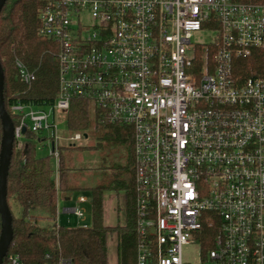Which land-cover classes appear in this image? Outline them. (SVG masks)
Segmentation results:
<instances>
[{
    "label": "built area",
    "instance_id": "built-area-1",
    "mask_svg": "<svg viewBox=\"0 0 264 264\" xmlns=\"http://www.w3.org/2000/svg\"><path fill=\"white\" fill-rule=\"evenodd\" d=\"M48 1L40 34L59 46L58 96L12 106L14 149L35 135L58 176L60 121L74 100L91 102L102 122L134 130L133 264H264V79L232 74L264 44V0ZM203 34L209 43H193ZM16 66L31 87L35 73ZM88 203L70 213L84 220ZM4 264L21 263L8 253Z\"/></svg>",
    "mask_w": 264,
    "mask_h": 264
},
{
    "label": "trees",
    "instance_id": "trees-1",
    "mask_svg": "<svg viewBox=\"0 0 264 264\" xmlns=\"http://www.w3.org/2000/svg\"><path fill=\"white\" fill-rule=\"evenodd\" d=\"M48 2L9 0L0 15L4 101L15 126L18 118L12 114V106L21 103L36 108L49 107L55 104L58 96L59 46L40 34V13ZM17 61L35 73L36 81L31 87L20 81ZM202 62L203 59L199 58L198 64L202 66ZM232 74L238 85L256 78L264 79V44L253 50L249 57L234 59ZM65 120L69 135L80 134V141L90 139V143L80 146L76 142L60 147L58 176L54 160L49 156H38L35 135L27 134L24 151L14 149L8 177L14 240L8 253L18 256L21 264H56L62 259L73 264H108L109 238L117 234L120 260L123 264H133L137 246L134 130L130 126L102 122L94 104L82 100L72 102ZM2 138L0 120V152ZM120 150L124 153L123 161L113 160ZM83 151L103 157L97 171L90 169L89 164H79ZM109 157L110 162L107 161ZM90 179H93L94 186L88 185ZM78 191H87L91 196L92 224L83 228L59 224L60 198L72 201ZM106 193L124 194L126 226H106ZM14 205L19 209V216L13 213ZM44 221L46 225H42Z\"/></svg>",
    "mask_w": 264,
    "mask_h": 264
},
{
    "label": "rangeland",
    "instance_id": "rangeland-1",
    "mask_svg": "<svg viewBox=\"0 0 264 264\" xmlns=\"http://www.w3.org/2000/svg\"><path fill=\"white\" fill-rule=\"evenodd\" d=\"M212 39V36L210 35H207V34H203L202 36L200 37H195L193 39V43L195 42H205V43H209ZM66 122L65 121H60V124H59V134L61 136V140H60V147H63V146H66L68 145V139L70 137H72V135H69L67 133V130H66ZM38 143V142H37ZM90 143V139L89 140H83V141H80L78 142V144L80 146H84L86 144ZM38 156L39 157H43V156H49V149L48 148H44L42 145H40L38 143ZM123 151L120 150L117 155H114L113 156V160L115 161H118V162H122L123 161ZM81 159H79V164L80 165H83V164H89V167L90 169H93V170H98L99 168V164L102 163V160H103V157L99 156V155H94V156H91L89 154L88 151H83L81 154ZM106 159V158H105ZM111 158L109 157L107 159L108 162H110ZM79 165V166H80ZM89 186H94V181L93 179L91 180L90 179V182L88 183ZM80 196H84V197H87L90 201H91V196L89 194V192L87 191H78L76 193V197L72 200V201H68V208L69 209H72L75 204H76V201H77V198H79ZM123 198V194L121 195V198H120V208L122 207L121 204H122V201L121 199ZM62 201V199H60ZM90 201L87 205H85V208H86V218L84 220H78L73 214H66V213H63L61 212V221L58 223L60 224H63V225H66L67 227H72V228H83V227H89L91 224H92V212H91V204H90ZM108 203V207L109 209H112V207L114 206L115 203L118 204V202L116 200L113 199V197L110 199V195H107L106 198H105V203ZM123 204H124V201H123ZM122 204V205H123ZM105 206V205H104ZM105 208V207H104ZM126 207H124L125 209ZM124 209L122 208L121 210V213L119 214L120 215V220L122 221L124 219ZM13 213L16 215V216H19V209L17 206L14 205L13 207ZM117 216H115V219L113 218L112 216V210L110 211V215L109 217L106 218V221L108 222L107 224L108 225H111L114 223L113 220H117ZM42 225H46V222L44 221L42 223ZM117 234L111 236L109 238V244H108V248H109V261H108V264H119V258H118V254H117V248H118V242H117ZM185 256L187 258H189L191 261L194 260L193 258H196L197 257V250L195 248H191V249H188L187 251H185Z\"/></svg>",
    "mask_w": 264,
    "mask_h": 264
},
{
    "label": "water",
    "instance_id": "water-1",
    "mask_svg": "<svg viewBox=\"0 0 264 264\" xmlns=\"http://www.w3.org/2000/svg\"><path fill=\"white\" fill-rule=\"evenodd\" d=\"M8 1L0 0V15ZM4 89L5 74L0 61V120L3 127L0 152V264H4L14 240L13 215L8 204V177L14 153L15 125L5 108Z\"/></svg>",
    "mask_w": 264,
    "mask_h": 264
},
{
    "label": "crops",
    "instance_id": "crops-1",
    "mask_svg": "<svg viewBox=\"0 0 264 264\" xmlns=\"http://www.w3.org/2000/svg\"><path fill=\"white\" fill-rule=\"evenodd\" d=\"M107 195H110V199L113 197V199L114 200H116L117 202H118V204L117 203H115L114 204V206L112 207V209H109V207H108V203L106 202L105 203V200H104V218H105V224H106V226L107 227H110V228H114V227H117V226H122V227H124L125 226V222H126V212H125V209H124V207L126 206V200H125V196H124V194H123V198L121 199V201H122V204H123V201H124V204L122 205L121 204V208H120V198H121V195L120 196H117L115 193H106L105 194V198H106V196ZM60 199H62V201L61 200H59V203H58V221L60 222L61 221V212H63V213H66V214H71L70 213V211H71V209H69L68 207V201H71V200H63V198L61 197ZM122 208L124 209V219L121 221L120 220V213H121V210H122ZM112 210V216H113V218L115 219V216L116 215H118L117 216V220L115 221V220H113L114 221V223L113 224H111V225H108L107 223V221H106V218L107 217H109V215H110V211Z\"/></svg>",
    "mask_w": 264,
    "mask_h": 264
}]
</instances>
